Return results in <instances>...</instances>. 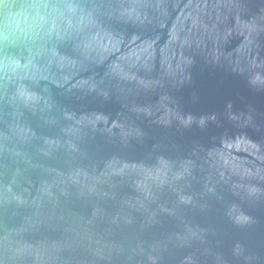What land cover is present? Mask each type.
<instances>
[{
    "label": "water",
    "instance_id": "95a60500",
    "mask_svg": "<svg viewBox=\"0 0 264 264\" xmlns=\"http://www.w3.org/2000/svg\"><path fill=\"white\" fill-rule=\"evenodd\" d=\"M0 264H264V0H0Z\"/></svg>",
    "mask_w": 264,
    "mask_h": 264
}]
</instances>
